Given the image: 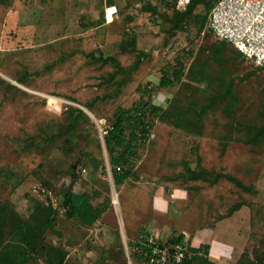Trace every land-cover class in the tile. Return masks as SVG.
<instances>
[{"label": "rangeland", "instance_id": "obj_1", "mask_svg": "<svg viewBox=\"0 0 264 264\" xmlns=\"http://www.w3.org/2000/svg\"><path fill=\"white\" fill-rule=\"evenodd\" d=\"M110 1L119 13L106 24ZM149 5L156 7L159 0L0 4V201H9L18 222L31 216L35 202L59 209L61 190L70 186L75 191L70 175L81 165L88 174L76 191L88 193L91 203L106 211L89 227L66 219L63 212L55 217V229L44 240L66 254L65 264H127L128 244L143 233L209 230L238 205L248 207L237 213V222L247 239L245 251L253 258L254 249H264V136L261 144L246 142L251 141L253 127L264 126V69L237 58L228 46V57L220 64L207 58L212 51H206L205 76H199L195 58V78L189 79L188 70L181 82L157 90L163 71L190 67L188 58L185 67L178 65L183 53L194 49L200 56L217 41L206 25L191 24L169 33L161 17L167 7L155 14L147 10ZM92 53L119 63L102 65L89 56ZM228 88L229 95L214 110L203 117L196 114L189 131L168 118L176 115L173 109L157 118L151 137L140 141L133 177L115 186L104 130L119 108L151 101L166 109L178 98L177 111L194 103L201 109ZM69 107L88 115L91 107L94 118L89 115L90 121L66 133ZM188 166L210 174L206 182L190 181ZM216 174L232 175L253 191H243L224 178L212 183ZM155 200L167 205L160 210ZM219 226L218 230H233L215 232L219 240L238 238L233 237V219ZM242 251L223 264H239ZM47 262L39 255L33 264Z\"/></svg>", "mask_w": 264, "mask_h": 264}, {"label": "trees", "instance_id": "obj_2", "mask_svg": "<svg viewBox=\"0 0 264 264\" xmlns=\"http://www.w3.org/2000/svg\"><path fill=\"white\" fill-rule=\"evenodd\" d=\"M5 0H0V4H3ZM173 0H159L158 6L148 7V11L155 14H162L160 7L165 5L167 9L165 13L161 15L166 20V24L169 25V33L174 34L178 31H184L187 26L200 25L207 26L209 21V13L214 6L216 0H192L188 10L184 13L178 12L171 8L169 5ZM113 1H110V5ZM199 8V11H196ZM202 9V11H201ZM105 19V15H104ZM107 24V23H106ZM112 24V23H111ZM207 32L210 37H213L212 32L207 28ZM229 43L224 41H217L211 44L209 47H205L200 56L194 51V49H188L186 53H183V58L177 59V62L185 67L184 60L188 58L191 63L190 67L184 70L174 68L173 70H165L160 78L157 90L167 89L174 86L177 82H181L182 76L188 71L189 79L195 78L198 68L194 66V61L197 59L200 65L201 72H198L199 76H205L207 74L208 60L204 57L206 51L211 50L207 58H214V60L220 64L225 61L228 57ZM232 47V46H231ZM210 48V49H209ZM234 49V48H233ZM235 50V49H234ZM90 57L96 58L95 60L102 65L112 63L118 65L117 59L114 57H103V55L97 56L95 53L89 55ZM199 56V57H198ZM234 56V55H233ZM241 60H246L238 52L235 55ZM196 58V59H195ZM194 64V65H193ZM191 65L193 67H191ZM177 67V65L175 66ZM230 84H233L231 82ZM230 88L226 89L224 95H220L218 98H213L207 106L198 109L196 103L192 106L189 104L187 108L181 105V109L177 111L176 105L179 103V99L176 98L171 105L162 109L158 105H154L151 101L134 107L131 109L119 108L113 115V119L109 128L105 129L104 142L105 147L109 156V162L112 167V176L116 187L123 186L129 179H131L135 172L137 161H139V145L142 139H149L154 131V126L157 118L162 115H170L168 118L177 120L175 126L184 130L189 131L193 126L194 119L197 116L203 117L207 111L214 110L222 101L229 95ZM91 114L93 108L87 107ZM223 112H229V109H223ZM227 114V113H226ZM93 115V114H92ZM178 115V116H177ZM90 121L91 118L83 110L69 107L68 109V127L66 133L77 129V125L82 121ZM131 129L130 133L127 130ZM254 132L250 135L246 144H261L260 139L264 136L263 127H253ZM145 140V141H146ZM79 164V163H78ZM76 168V167H75ZM75 172L70 175L73 183V187L76 183H80L81 179L86 176H81ZM120 168V171L118 170ZM188 179L190 181H204L206 182L207 176L203 175L202 172H197L190 166L186 167ZM206 173V171H204ZM227 179L243 191L252 192L251 188L245 187L238 179L232 175L216 174L213 175L210 180L212 183L218 182L220 179ZM79 189V190H80ZM61 200L59 209H55L50 204H43L42 202H35L32 205L31 216L24 222H18L14 219V214L10 209L9 201H0V264H33L35 258L39 255H43L47 264H65L66 254L61 249L49 247L46 245L44 237L47 232H52L55 229V217L61 212L68 220L79 221L81 224L89 227L93 226L100 221L104 215L106 209L103 206H94L91 203L90 195L86 192L74 191L72 187L67 186L61 190ZM246 205H238L228 215L223 216L218 222H216L212 228H215L219 222L232 218L234 215L242 211ZM145 232V231H144ZM144 234V233H143ZM185 242L184 234H176L167 239L168 245L183 244ZM136 248V252H132V248ZM129 253L132 259L138 260L140 258L141 246L136 242L128 244ZM246 249V248H245ZM255 256L249 257L248 252L244 250L239 259V264H264V249H254ZM192 252L196 255L192 256L191 259H187L184 264H215L209 261V246H201L199 249H193ZM200 253L201 255H197Z\"/></svg>", "mask_w": 264, "mask_h": 264}, {"label": "built area", "instance_id": "obj_3", "mask_svg": "<svg viewBox=\"0 0 264 264\" xmlns=\"http://www.w3.org/2000/svg\"><path fill=\"white\" fill-rule=\"evenodd\" d=\"M191 2L192 0H173L169 6L184 13ZM118 13L116 5L106 6V23H113ZM206 28L211 30L215 40L229 43L247 61L264 69V0H216L209 13ZM76 169L79 175H85L86 169L81 165ZM78 189L79 182L75 184V191ZM136 244L141 246L140 258L132 260L127 248L128 264H184L187 259L196 255L192 248H200L193 247L187 241L168 245L167 241L161 240L159 234L149 233L142 234ZM135 250V247L131 249L132 252H136Z\"/></svg>", "mask_w": 264, "mask_h": 264}, {"label": "crops", "instance_id": "obj_4", "mask_svg": "<svg viewBox=\"0 0 264 264\" xmlns=\"http://www.w3.org/2000/svg\"><path fill=\"white\" fill-rule=\"evenodd\" d=\"M109 6V5H106ZM217 41V40H216ZM232 46V45H231ZM233 47V46H232ZM236 51V50H235ZM237 52V51H236ZM242 56V55H241ZM243 57V56H242ZM244 58V57H243ZM179 195H183V194H179ZM183 198L184 196H180V202H183ZM155 206H160V210H163L165 208V204L167 205V202L164 203L162 201H158L155 200L153 201ZM182 214H184L181 211ZM153 214V213H152ZM151 214V215H152ZM155 214H153L154 216ZM152 217V216H151ZM237 217L238 215H234L232 218L233 221H235L237 223V227H234L235 232L233 234L234 236H238L237 239H230L228 243L219 240L218 237V233L220 231H224V232H229V231H233L231 229L229 230H223L221 228V230H218L219 224H221L222 222L228 221L230 219H227L225 221L219 222L215 228L209 229V230H205L200 228V230H196L191 228V230H182L181 232L177 233V232H173L170 233L166 236H164L162 233L157 232L156 230H154V232L152 231V234H159L161 236V240L162 241H167L168 238L172 237L173 235H178V234H184L185 235V241H187L188 243H190V245H192L195 248L201 247V246H205L208 245L209 246V254H208V258L210 262H213L215 264H223V263H227L228 261H231L234 257V255L236 253H238L239 251H242L241 254L244 252L246 244H244V241L247 240L246 237H242L241 235V230L243 227H240L238 225L237 222ZM217 229V231H216ZM215 232H217V234H215ZM193 233V235L189 236V238L191 237L190 241L188 238V235ZM229 235V234H228ZM244 244V245H243ZM135 260V259H132ZM128 264V263H127Z\"/></svg>", "mask_w": 264, "mask_h": 264}, {"label": "water", "instance_id": "obj_5", "mask_svg": "<svg viewBox=\"0 0 264 264\" xmlns=\"http://www.w3.org/2000/svg\"><path fill=\"white\" fill-rule=\"evenodd\" d=\"M89 115H91L94 118V116L91 113H89Z\"/></svg>", "mask_w": 264, "mask_h": 264}, {"label": "bare ground", "instance_id": "obj_6", "mask_svg": "<svg viewBox=\"0 0 264 264\" xmlns=\"http://www.w3.org/2000/svg\"><path fill=\"white\" fill-rule=\"evenodd\" d=\"M89 113V112H88Z\"/></svg>", "mask_w": 264, "mask_h": 264}]
</instances>
